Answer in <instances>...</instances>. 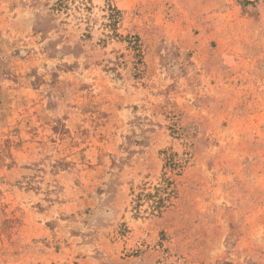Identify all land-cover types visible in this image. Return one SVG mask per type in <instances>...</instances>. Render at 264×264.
I'll use <instances>...</instances> for the list:
<instances>
[{
    "label": "rangeland",
    "instance_id": "1",
    "mask_svg": "<svg viewBox=\"0 0 264 264\" xmlns=\"http://www.w3.org/2000/svg\"><path fill=\"white\" fill-rule=\"evenodd\" d=\"M0 264H264V0H0Z\"/></svg>",
    "mask_w": 264,
    "mask_h": 264
}]
</instances>
